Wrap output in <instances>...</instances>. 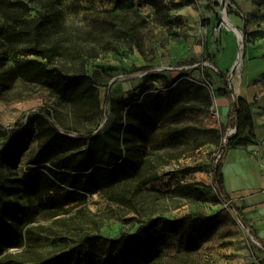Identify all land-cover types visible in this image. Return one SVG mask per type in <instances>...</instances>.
I'll list each match as a JSON object with an SVG mask.
<instances>
[{
	"label": "rangeland",
	"instance_id": "rangeland-1",
	"mask_svg": "<svg viewBox=\"0 0 264 264\" xmlns=\"http://www.w3.org/2000/svg\"><path fill=\"white\" fill-rule=\"evenodd\" d=\"M44 2L40 0L33 6L44 11ZM56 4L63 9L69 24L82 21L88 12L85 6L77 8L73 0H56ZM220 5L221 0H185L171 9V23H161L148 0H125L124 5L121 3L123 7H114L106 0L105 8H110L112 14L137 10L153 23L154 32L147 34L141 49L126 42L120 44L118 51L107 50L88 60L86 69L99 80L96 121L74 113L48 85L22 79L14 68L13 58L2 57L0 172L19 176L36 170L45 172V166H52L59 156L53 152L50 158L36 164L42 118L66 133L79 136L82 147H86L93 134L110 119V100L129 97L144 87L153 93L166 92L168 85L180 84L182 80H192L197 88L195 94L192 87L185 89L189 106L160 119L150 138L149 148L158 165L155 169L158 179L150 185L151 203L140 204L139 213L127 212L124 205L110 201L108 193L99 192L89 196L83 210L71 221L64 222L60 218L68 217L71 212L50 217L51 211L35 202L34 216L25 217L20 246L11 247L4 254L31 261L50 256L63 247L79 245L83 253L93 247L104 253L105 258H113L111 240L135 234L151 219L161 216L157 229L166 225L165 219H181L179 228L205 223L216 226V230L193 251H186L178 232L170 233L160 247L161 259L157 264H264V199L257 197L252 203L246 201L242 205L240 199L233 197L248 221L246 224L229 202L219 198L212 181L214 167L226 145L220 128L218 90L224 87L227 76L232 82L229 92L253 98L254 104L260 103L254 120V149L240 150H247L256 158L253 173L257 177L264 175V18L251 21L227 0L229 15L244 32V61L232 73L230 65L239 42L224 27ZM8 24L0 16V54L5 49L3 36ZM70 28L73 39L83 42L85 34L81 26L70 25ZM70 62L71 57L65 56L50 66L68 68L72 66ZM194 104L201 108L192 109L190 106ZM231 129L226 135L231 134ZM229 151L220 166L227 176L236 155L235 150ZM228 180L227 177V186ZM179 183L188 189L186 195L167 194ZM253 192L264 197V185ZM177 202L180 207L174 208ZM78 208L74 207L72 212Z\"/></svg>",
	"mask_w": 264,
	"mask_h": 264
},
{
	"label": "trees",
	"instance_id": "trees-1",
	"mask_svg": "<svg viewBox=\"0 0 264 264\" xmlns=\"http://www.w3.org/2000/svg\"><path fill=\"white\" fill-rule=\"evenodd\" d=\"M39 1L0 0V16L9 23L3 36L5 49L0 60L5 55L12 57L14 68L22 79L48 85L74 113L96 121L100 105L99 80L86 69L88 60L98 58L107 50L118 51L120 44L126 42L141 49L147 34L154 32V25L137 10L112 14L110 8H105L106 0H73L77 8L85 6L88 12L82 21L69 24L56 0H46L42 4L44 11L33 6ZM107 1L114 7H123L121 3L124 5L125 0ZM184 1L148 0L161 23H171V9ZM76 24L85 34L83 42L72 37L70 25ZM65 56L71 57L72 66H50ZM188 86L193 88L194 94L197 92L192 80H182L180 84L168 85L166 92L153 93L144 87L129 97L110 100L108 124L106 122L93 134L86 147H82L79 136L66 133L42 118L36 164L50 158L53 152L59 156L52 161V166H45V172L36 170L22 176L0 172V264H157L161 259L160 247L170 233L181 235L186 251H193L206 242L216 226L202 223L179 228L181 219H165L169 230L166 225L157 229L162 218L158 216L137 233L111 240L113 258H105L104 253L93 247L83 253L79 245L63 247L50 256L31 261L15 258L11 253L4 254L9 248L20 246L25 234V217L34 216L35 202L51 211L50 217L71 212L68 217L60 218L64 222L71 221L83 210L89 196L99 192L108 193L110 201L124 205L127 212L139 213L140 204L151 203L153 188L150 185L158 179L155 170L158 165L149 148L150 138L160 119L189 106L184 93ZM230 88L228 76L224 77V87L218 94L235 104L229 114V126L237 127V131L227 139L214 167L212 181L219 198L229 202L247 224L241 209L227 192L220 166L227 150L254 143L256 126L251 105L229 92ZM190 107L201 108L198 104ZM229 126L220 125L224 137ZM187 193L188 189L181 183L167 192L170 196ZM177 203L174 208L180 207ZM74 207H79L76 212H72Z\"/></svg>",
	"mask_w": 264,
	"mask_h": 264
},
{
	"label": "crops",
	"instance_id": "crops-1",
	"mask_svg": "<svg viewBox=\"0 0 264 264\" xmlns=\"http://www.w3.org/2000/svg\"><path fill=\"white\" fill-rule=\"evenodd\" d=\"M231 3L234 9L237 12H239L241 16H246L248 18H251V21L264 18V0H231ZM236 97L244 99L251 105L255 120L256 112L258 109H260L259 107L260 103L254 104L253 98L240 96V95H237ZM218 101L221 106L220 121L225 126H229L230 125L229 114L232 111V108L235 104L230 102L226 96H220ZM231 128L232 127L229 126L228 130H230ZM243 148L247 150H251L254 149V145L251 144L247 147H239V148L231 149V151L229 152L231 153L233 150H235L236 155L234 157V161L230 163V167H231V169L229 170L230 173L228 174V176L227 174H224L225 183L227 181V177L229 179L228 180L229 185L227 186L226 184L227 192L229 196L232 198V200L233 197H237L238 199H240L242 205L246 201L252 203L257 199V197H260V200L264 199V197L261 194H257L253 192L256 189L263 187L264 175L261 174L259 177H257V174L253 173V170L257 166L256 158L254 156H251L250 153L247 152V150L246 151L240 150Z\"/></svg>",
	"mask_w": 264,
	"mask_h": 264
},
{
	"label": "bare ground",
	"instance_id": "bare-ground-1",
	"mask_svg": "<svg viewBox=\"0 0 264 264\" xmlns=\"http://www.w3.org/2000/svg\"><path fill=\"white\" fill-rule=\"evenodd\" d=\"M219 11L223 20L224 27L227 31L231 32L239 42L236 57L230 65V71L234 72L237 68H240L242 66V63L244 61V32L237 25L236 21L229 15L227 11V0H221ZM234 132L235 128H232L230 133L233 134Z\"/></svg>",
	"mask_w": 264,
	"mask_h": 264
},
{
	"label": "water",
	"instance_id": "water-1",
	"mask_svg": "<svg viewBox=\"0 0 264 264\" xmlns=\"http://www.w3.org/2000/svg\"><path fill=\"white\" fill-rule=\"evenodd\" d=\"M232 73H233V72H232ZM236 131H237V127L235 128V132H234L233 134H228V135L226 136L225 141H227V139H228L229 137H232V136L236 133Z\"/></svg>",
	"mask_w": 264,
	"mask_h": 264
},
{
	"label": "built area",
	"instance_id": "built-area-1",
	"mask_svg": "<svg viewBox=\"0 0 264 264\" xmlns=\"http://www.w3.org/2000/svg\"><path fill=\"white\" fill-rule=\"evenodd\" d=\"M230 83V86H232V82H229ZM234 94V93H233ZM226 139V138H225Z\"/></svg>",
	"mask_w": 264,
	"mask_h": 264
}]
</instances>
